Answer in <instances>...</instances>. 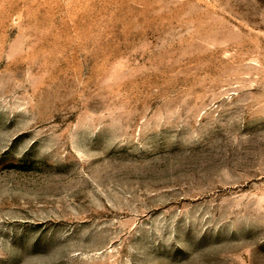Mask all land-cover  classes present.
I'll list each match as a JSON object with an SVG mask.
<instances>
[{"label":"rangeland","instance_id":"rangeland-1","mask_svg":"<svg viewBox=\"0 0 264 264\" xmlns=\"http://www.w3.org/2000/svg\"><path fill=\"white\" fill-rule=\"evenodd\" d=\"M0 264H264V0H0Z\"/></svg>","mask_w":264,"mask_h":264}]
</instances>
